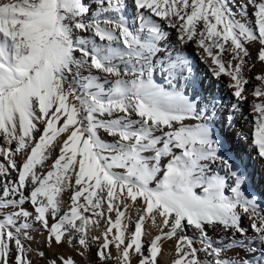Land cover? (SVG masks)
I'll return each mask as SVG.
<instances>
[{
	"label": "snow or ice",
	"instance_id": "1",
	"mask_svg": "<svg viewBox=\"0 0 264 264\" xmlns=\"http://www.w3.org/2000/svg\"><path fill=\"white\" fill-rule=\"evenodd\" d=\"M132 5L129 15L126 0H0V264H33L35 224L49 246L95 245L102 264H158L173 239V264H264V193L247 191L242 157L222 151L209 118L216 101L201 100L183 53L194 44L247 100L249 45L264 64V0ZM255 79L264 159V74ZM146 221L158 229L150 240ZM217 228L220 243L209 235Z\"/></svg>",
	"mask_w": 264,
	"mask_h": 264
},
{
	"label": "bare ground",
	"instance_id": "2",
	"mask_svg": "<svg viewBox=\"0 0 264 264\" xmlns=\"http://www.w3.org/2000/svg\"><path fill=\"white\" fill-rule=\"evenodd\" d=\"M128 4V14L132 15L135 9L132 5V0H126ZM170 33L168 53L175 54L179 46L176 43V32L173 29L167 28ZM259 47L257 44L249 45L252 56L249 59V67L245 71V77L248 79V84L245 86V91L248 94L247 100L238 101L234 97L232 91L228 88L229 77L221 75V77H214L208 66L200 59L199 51L195 45L189 43L183 47V53L192 60L194 64L193 75L197 78V88L201 93V100L204 103L215 99L216 106L211 109L212 115L209 117L214 121L212 127L214 133L225 141V147L222 151H227L237 161L242 157V164L247 173L246 190L250 191L257 196L264 193V159L258 155V149L254 144V123L253 115L251 112V105L253 102L252 90L255 86H259L260 82L255 79L259 74H264V64L256 59V49ZM157 82H163V78L159 72L156 73ZM192 90L189 89V92ZM207 98V99H205ZM233 105H237L235 109ZM231 116L229 120L227 117ZM187 123H195V121H188ZM225 132V133H224ZM102 137L106 140L111 138L107 134L102 133ZM54 152L53 155H57ZM22 159V157H21ZM2 162V159H0ZM50 161L46 162L49 163ZM166 162V159H165ZM51 163V162H50ZM15 173H13V177ZM65 201L68 200V194H64ZM25 208L31 210L30 204H25ZM136 215L132 213L133 224L129 225V231L134 229V221ZM159 223V220L157 221ZM247 224V221H245ZM145 230L149 233L147 240L153 238L158 234V229L151 226L150 221L145 222ZM93 235H99L98 231H93ZM189 235H194L193 230H188ZM32 240L26 242V247L30 248V259L33 264H62L61 257L75 261V264H102L96 256V246L93 245L88 251H84L77 245L69 246L67 243L56 244L54 241L51 246L47 242V232L39 225L35 224L31 230ZM209 235L213 237L217 243L221 242L222 231L217 228L215 230L209 229ZM175 239L170 241H162V251L158 255V264H173L177 259L175 249ZM83 251V255L78 254ZM113 256L116 255L115 249L111 248ZM43 252L44 255L40 256L39 253ZM233 255V253H228ZM137 258H133L136 261ZM109 264H116V261H110Z\"/></svg>",
	"mask_w": 264,
	"mask_h": 264
},
{
	"label": "rangeland",
	"instance_id": "3",
	"mask_svg": "<svg viewBox=\"0 0 264 264\" xmlns=\"http://www.w3.org/2000/svg\"><path fill=\"white\" fill-rule=\"evenodd\" d=\"M225 133V132H224ZM51 162V161H50ZM50 162H49V164H50ZM66 203H67V201H65ZM136 261H137V259H136ZM136 261H133L132 262V264H136Z\"/></svg>",
	"mask_w": 264,
	"mask_h": 264
}]
</instances>
